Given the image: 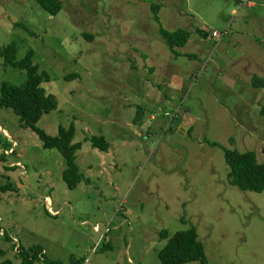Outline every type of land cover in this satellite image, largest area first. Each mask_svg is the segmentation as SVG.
Returning <instances> with one entry per match:
<instances>
[{
  "label": "rangeland",
  "instance_id": "374dc122",
  "mask_svg": "<svg viewBox=\"0 0 264 264\" xmlns=\"http://www.w3.org/2000/svg\"><path fill=\"white\" fill-rule=\"evenodd\" d=\"M252 1L61 0L51 16L0 0V47L14 42L18 60L33 50L59 103L39 126L74 122L83 142L72 190L57 149L0 108V186L16 189L0 191V263L40 246L53 264H162L161 232L194 228L208 264H264V192L230 183L224 159L237 148L264 164V88L252 86L264 78V0ZM161 28L190 33L179 56ZM25 80L0 59V87ZM94 135L108 152L84 140Z\"/></svg>",
  "mask_w": 264,
  "mask_h": 264
},
{
  "label": "trees",
  "instance_id": "16d2710c",
  "mask_svg": "<svg viewBox=\"0 0 264 264\" xmlns=\"http://www.w3.org/2000/svg\"><path fill=\"white\" fill-rule=\"evenodd\" d=\"M39 3L48 14L57 16L62 10L61 0H35ZM155 20L160 22L159 13L160 5L153 7ZM19 27H25L20 24ZM161 35L166 40L169 48L179 56L178 48L186 46L191 35L187 30L179 29L169 31L161 28ZM204 38L208 37L205 31L198 29ZM31 35H34L30 33ZM92 38V36H87ZM35 52L29 50L23 59H17V45L13 42L6 46L0 47V59L3 60L4 66L14 70L24 71L26 80L23 84L16 85L10 82H3L0 87V108L11 109L19 118L22 128H29L43 140L45 148H55L63 156L66 168L63 171L62 178L69 189H75L81 182L76 166V153L80 151L83 142H74L76 126L71 122L68 126L59 125L58 132L55 135L49 134L45 129L39 126V122L45 115L56 111L59 103L56 97L50 94L44 87L49 83L51 78L49 73L41 72L39 65L34 64ZM78 77V74H68L65 80H72ZM253 88H264V78L254 76ZM264 113V112H263ZM86 141H91L94 147L108 152L111 143L105 135L86 136ZM217 145V142H212ZM224 159L229 167L230 183L238 186L246 192L263 193L264 192V164L257 161L254 151L240 152L237 148H225ZM16 190L12 184L0 186L1 192ZM8 238V237H7ZM162 239H168L165 249L160 253L159 258L162 264H208L204 244L199 240L197 231L192 228L186 231L178 232L175 236L170 237L169 231L161 232ZM17 257L21 264H53L45 259L44 250L33 246L25 250L18 246ZM5 256V252L0 251V258ZM0 264H13L10 260H5Z\"/></svg>",
  "mask_w": 264,
  "mask_h": 264
},
{
  "label": "built area",
  "instance_id": "2783aa9c",
  "mask_svg": "<svg viewBox=\"0 0 264 264\" xmlns=\"http://www.w3.org/2000/svg\"><path fill=\"white\" fill-rule=\"evenodd\" d=\"M240 1L243 4H248L249 7H253V1L252 0H240ZM217 35H218V32H213V36H217ZM181 111H185V110L179 109L178 114L177 115H174V116H173V114L170 115L169 113H166V116H172V120H173V118H179L180 117ZM159 114L160 115H163L162 110H160ZM156 118H157V116L156 117H153V119H156ZM0 225H1V223H0ZM96 230L100 231V228L99 227H96ZM0 232H1L0 235L3 236L4 235V231H1V227H0ZM107 232H109V228L107 229Z\"/></svg>",
  "mask_w": 264,
  "mask_h": 264
},
{
  "label": "water",
  "instance_id": "95a60500",
  "mask_svg": "<svg viewBox=\"0 0 264 264\" xmlns=\"http://www.w3.org/2000/svg\"><path fill=\"white\" fill-rule=\"evenodd\" d=\"M190 121L189 120H186L185 123H183V126L185 125H189Z\"/></svg>",
  "mask_w": 264,
  "mask_h": 264
},
{
  "label": "crops",
  "instance_id": "0c3cea01",
  "mask_svg": "<svg viewBox=\"0 0 264 264\" xmlns=\"http://www.w3.org/2000/svg\"><path fill=\"white\" fill-rule=\"evenodd\" d=\"M253 6H254V4H253Z\"/></svg>",
  "mask_w": 264,
  "mask_h": 264
}]
</instances>
